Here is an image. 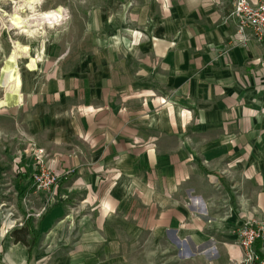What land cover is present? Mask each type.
<instances>
[{"label":"crops","instance_id":"1","mask_svg":"<svg viewBox=\"0 0 264 264\" xmlns=\"http://www.w3.org/2000/svg\"><path fill=\"white\" fill-rule=\"evenodd\" d=\"M163 1L131 7L99 49L47 44L18 69L15 48L0 72L24 151L67 172L48 197L17 158L32 193L15 201L0 179V264H92L127 230L163 240L173 264H238L243 222L264 232V49L249 31L235 41L232 0Z\"/></svg>","mask_w":264,"mask_h":264},{"label":"rangeland","instance_id":"2","mask_svg":"<svg viewBox=\"0 0 264 264\" xmlns=\"http://www.w3.org/2000/svg\"><path fill=\"white\" fill-rule=\"evenodd\" d=\"M144 1L147 0H0L1 74L6 71L8 67L6 65H11L12 58L17 54L15 48L22 51L21 55H18L21 64L17 68L23 69V63L36 55V49L45 55L47 48L43 46L47 44L56 45L58 50L65 49L66 44H72V54L79 56L84 50L99 49L100 44L115 41L121 34L120 30L125 24L126 17H130L131 7ZM14 2L20 3L19 5L23 7L15 10ZM156 2L161 8H166V1ZM28 3L31 8L28 7ZM54 11H60L65 20L56 25L36 26L37 18ZM29 18L31 19L29 26L22 24L24 26L22 29L12 26L15 21L22 22ZM24 30L27 32H23ZM22 45L28 48H22ZM64 52L66 53V50ZM20 132L16 121L10 120L7 114L0 115V179L3 180L1 193L2 197L10 201H15L19 197L18 193H22L21 197L26 199L32 193L24 185L28 174L20 177L14 167L19 158L20 166L28 173L35 168V163L30 158V143L26 145L25 152L24 135ZM34 218L39 219L40 216ZM127 233L124 232L123 237L108 236L105 245L103 247L100 245L99 251L90 256L91 263L173 264L177 261L175 258L178 255L164 250L163 240L153 242L147 238L146 232H140L137 239L129 236V230Z\"/></svg>","mask_w":264,"mask_h":264},{"label":"built area","instance_id":"3","mask_svg":"<svg viewBox=\"0 0 264 264\" xmlns=\"http://www.w3.org/2000/svg\"><path fill=\"white\" fill-rule=\"evenodd\" d=\"M231 17L236 20L237 30L234 36L238 43L246 42V32H250L253 39L264 49V0H232ZM29 152L35 163L32 173V185L37 192L48 197L62 177L67 175L65 171L50 169L48 156L44 150L29 144ZM38 215V214H37ZM238 245L242 251V257L238 264H264V259L255 250V243L264 239L261 228L254 223L245 220L237 231Z\"/></svg>","mask_w":264,"mask_h":264},{"label":"bare ground","instance_id":"4","mask_svg":"<svg viewBox=\"0 0 264 264\" xmlns=\"http://www.w3.org/2000/svg\"><path fill=\"white\" fill-rule=\"evenodd\" d=\"M37 1V0H36ZM32 2V1H31ZM38 3V2H37ZM14 4V9L15 10H17V9H20V8H22L23 6H21V5H19L20 3H16V2H14L13 3ZM28 7L29 8H31V5H29V3H28ZM55 12V11H54ZM56 15H57V11L54 13V14H48L47 13V15L45 14V15H42L41 17H39V18H37V20L35 21V24H36V26H37V24H38V26H43L44 24H52V25H56L57 23H58V21L55 19V17H56ZM65 20V18H64V16H61V20H60V22H62V20ZM12 24V23H11ZM31 25V19L29 18V19H27V20H24V21H22V22H18V21H15L13 24H12V26H14V27H17L18 29H22L24 26L23 25ZM23 32H27L26 30H24ZM9 68V67H8Z\"/></svg>","mask_w":264,"mask_h":264},{"label":"trees","instance_id":"5","mask_svg":"<svg viewBox=\"0 0 264 264\" xmlns=\"http://www.w3.org/2000/svg\"><path fill=\"white\" fill-rule=\"evenodd\" d=\"M18 233L21 234V235L27 234V228L23 227L19 231L16 230V231L12 232V237H13L15 242H18V241L24 242V240L22 238L17 237Z\"/></svg>","mask_w":264,"mask_h":264}]
</instances>
